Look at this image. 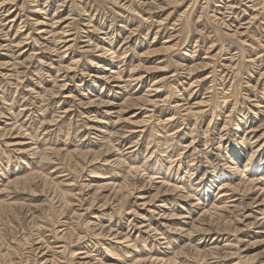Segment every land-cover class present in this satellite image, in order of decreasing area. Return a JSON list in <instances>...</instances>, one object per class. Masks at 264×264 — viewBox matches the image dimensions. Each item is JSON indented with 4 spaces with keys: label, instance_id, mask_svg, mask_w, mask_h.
<instances>
[{
    "label": "rangeland",
    "instance_id": "obj_1",
    "mask_svg": "<svg viewBox=\"0 0 264 264\" xmlns=\"http://www.w3.org/2000/svg\"><path fill=\"white\" fill-rule=\"evenodd\" d=\"M126 1L0 0V264H264V202L249 204L264 191V0ZM259 146L256 189L222 196ZM142 184L169 191L148 206L128 194ZM220 198L237 207L210 222Z\"/></svg>",
    "mask_w": 264,
    "mask_h": 264
},
{
    "label": "bare ground",
    "instance_id": "obj_2",
    "mask_svg": "<svg viewBox=\"0 0 264 264\" xmlns=\"http://www.w3.org/2000/svg\"><path fill=\"white\" fill-rule=\"evenodd\" d=\"M252 1V0H251ZM12 2H14V1H12ZM126 3H127V5L125 6V7H127L128 9H130V10H132V12L134 11V12H140V11H138L137 10V8L135 7V5H134V2L132 1V0H127L126 1ZM170 3H172V2H170ZM181 3V2H180ZM253 4V3H252ZM141 6V5H140ZM228 7V6H227ZM234 7H235V5H234ZM255 7V6H254ZM126 8V9H127ZM222 8V7H221ZM228 8H230V7H228ZM128 9H127V11H128ZM139 9V8H138ZM142 9V8H141ZM227 9V8H226ZM231 9H233V8H231ZM223 10V9H222ZM229 10V9H228ZM183 12V11H182ZM220 12H221V10H220ZM225 12V11H224ZM230 12V11H229ZM141 13H142V11H141ZM139 15H140V13H139ZM141 15H143V14H141ZM224 16V15H223ZM225 16H226V14H225ZM231 16V15H230ZM143 17V16H142ZM254 17V16H253ZM223 18H225V17H223ZM223 18H221L220 17V19H223ZM228 19V18H227ZM255 19V18H254ZM222 21V20H221ZM251 21V20H250ZM36 22V21H35ZM248 22V21H247ZM177 23H179V22H177ZM229 22L227 21V24H228ZM231 23V22H230ZM224 24V23H223ZM250 25V24H249ZM224 26V25H223ZM228 26V25H227ZM226 26V27H227ZM232 25H230V27H231ZM242 26V25H241ZM248 26V25H247ZM239 28V27H238ZM239 30V29H238ZM43 31H46L45 29H42L40 32H43ZM241 31V30H240ZM239 31V32H240ZM1 32V31H0ZM3 33V32H2ZM1 33V34H2ZM236 34H237V32H236ZM243 34V33H242ZM235 37V36H234ZM240 38V37H239ZM126 41V40H125ZM124 41V42H125ZM91 42V41H90ZM89 42V43H90ZM105 42H107L106 40H105ZM104 42V43H105ZM129 44V43H128ZM6 44H3V45H0L1 47L0 48H4L3 46H5ZM8 45V44H7ZM99 45V44H98ZM57 45L56 44H54V46L52 47L51 45H50V47L48 46V48L50 49V50H52V51H55V53H56V51L58 52L59 51V48H57L56 47ZM72 46V44L71 45H69V48ZM96 48H97V46H95ZM104 47V46H103ZM9 48H10V46H9ZM107 47H104V48H102V51H103V53H106V51L108 52V50L109 49H106ZM8 49V48H7ZM110 51V50H109ZM113 51V50H112ZM114 52V51H113ZM113 52H111V53H113ZM33 53V52H32ZM115 53V52H114ZM113 53V54H114ZM33 55V54H32ZM145 55V54H144ZM52 57H53V54L51 55ZM112 56V55H111ZM213 56V55H212ZM233 56V55H232ZM28 58V57H27ZM25 59V58H24ZM111 59V58H110ZM226 59H229V58H227L226 57ZM23 60V59H22ZM235 60V59H234ZM60 61V60H59ZM109 61V60H108ZM112 61V60H111ZM110 62V61H109ZM75 63H76V61H75ZM75 63H73V65L75 64ZM112 63V62H111ZM230 63H232V62H230ZM52 64V63H51ZM59 64V63H58ZM61 64V63H60ZM59 64V65H60ZM113 64V63H112ZM199 64V63H198ZM206 64H208V63H206ZM72 65V64H71ZM200 65V64H199ZM198 65V66H199ZM225 65V64H224ZM228 65V64H227ZM69 66V65H68ZM182 66V65H181ZM207 66V65H206ZM231 66V65H230ZM233 66V65H232ZM58 67V66H57ZM72 67V66H71ZM105 68H103V70H109V68H107V66H104ZM111 67H114V66H111ZM191 67V66H190ZM52 68V67H51ZM63 68V67H62ZM68 68V69H67ZM12 69H14V68H12ZM56 69V68H55ZM66 69L69 71L70 70V67H66ZM112 69V68H111ZM110 69V70H111ZM115 69V68H114ZM65 70V69H64ZM56 71L57 72H59L60 71V68L58 69H56ZM116 71V69L114 70V72ZM121 71V70H120ZM67 72V71H66ZM111 72H113V71H111ZM111 72H109V73H111ZM56 74H58V73H56ZM113 74V73H112ZM143 74V73H142ZM111 75V74H110ZM109 75V76H110ZM55 76V75H54ZM107 76H106V74H105V76H103V78L105 79ZM118 77H120L119 76V72H118V70L116 71V75L114 74V75H111L110 77H109V80L110 81H112L113 82V80L114 81H120L121 82V80H120V78H118ZM55 78V77H54ZM122 78V77H121ZM139 78V77H138ZM56 79V78H55ZM59 79V78H58ZM107 78L105 79V82H104V84L102 85L103 87H104V85L106 84V83H108V82H106V81H109ZM137 80V79H136ZM193 80V79H192ZM197 81V80H196ZM195 81V82H196ZM202 81V80H201ZM156 82V81H155ZM62 84V83H61ZM60 85V84H59ZM119 84H115L114 86H117V87H121L122 88V86H118ZM61 87H66L67 86V84H66V82H65V84H62V85H60ZM108 86V85H107ZM125 86V85H124ZM191 86H193V85H191ZM113 87V86H112ZM151 88V87H150ZM160 88V87H159ZM159 88H157L158 90H159ZM119 89V88H118ZM224 89V88H223ZM113 91H114V89H112ZM161 90V89H160ZM107 91V90H106ZM157 91V90H156ZM115 92V91H114ZM121 92V91H120ZM119 92V93H120ZM151 92V91H150ZM105 93H107V92H105ZM154 93V92H153ZM226 93V92H225ZM224 94V93H223ZM119 95H122V94H119ZM151 95H152V93H151ZM150 96V95H149ZM198 96V95H197ZM86 97V96H85ZM120 97H122V96H120ZM155 97V96H154ZM114 98V97H113ZM148 98H150V97H148ZM97 99H101V98H97ZM117 99H119V98H117ZM122 99V98H121ZM157 99H160V98H157ZM206 99V98H205ZM82 100V99H81ZM116 100V99H115ZM123 100V99H122ZM136 100V99H135ZM141 100V99H140ZM117 101V100H116ZM159 101V100H158ZM207 101H208V99H207ZM206 101V102H207ZM183 102V101H182ZM95 103V99L94 100H92V99H90V100H88L87 102H83V104H85V105H93ZM113 103V102H112ZM166 103V102H165ZM209 103V102H208ZM102 105H103V107H106V106H108V108H109V105H113V104H111V101H102V103H101ZM156 105L157 104V102L155 101V100H153V99H145V103H143L142 105H140V107H149V106H151V105ZM203 104V103H202ZM202 104H200V105H202ZM205 104V103H204ZM121 105V104H120ZM181 105V104H180ZM122 106V105H121ZM85 107V106H84ZM154 107V106H153ZM86 108V107H85ZM189 108V107H188ZM193 108V107H192ZM201 108V107H200ZM115 109V108H114ZM194 109V108H193ZM193 109H191L190 111H192ZM105 110V109H104ZM151 110H152V108H151ZM186 110V109H185ZM106 111L108 112V109H106ZM150 111V110H149ZM188 111V110H187ZM194 111V110H193ZM197 111V109L194 111V112H196ZM189 112V111H188ZM111 113V112H110ZM116 113V112H115ZM118 113V112H117ZM193 113V112H192ZM197 113V112H196ZM220 113V112H219ZM191 114V113H190ZM189 115V114H188ZM120 119H121V117H119ZM95 119V118H94ZM93 119V120H94ZM123 119V118H122ZM98 120V119H97ZM123 120H130L129 118H126V119H123ZM95 121H96V119H95ZM120 121V120H119ZM118 121V122H119ZM101 122V121H100ZM145 122V121H144ZM6 123V122H5ZM95 127H97V128H99V130H101L102 129V131H103V127L104 126H102V125H99V124H96L95 123V125H94ZM114 129V131L112 132L111 130L110 131H108V129H104V130H106L108 133H109V135H112V136H114V135H117V131H115V128H113ZM112 129V130H113ZM128 129V128H127ZM140 129V128H139ZM226 129V128H225ZM117 130V129H116ZM129 130V129H128ZM133 130H134V128H133ZM102 131H100V132H102ZM129 132V131H128ZM131 132V131H130ZM136 132V131H135ZM108 133H106V134H108ZM123 134H124V132H122ZM121 133V137H124L123 136V134ZM194 133V132H193ZM6 134V133H5ZM207 134V133H206ZM227 135V134H226ZM223 136V135H222ZM222 136H220V137H222ZM114 138H116V137H114ZM118 138V137H117ZM195 139V138H194ZM193 139V140H194ZM250 139V138H249ZM252 139V138H251ZM112 140H113V138H112ZM259 140V139H258ZM102 141V140H101ZM192 142V141H191ZM243 142V141H242ZM249 142H251V140L249 141ZM140 143V142H139ZM193 143V142H192ZM209 143V142H208ZM245 143V142H244ZM111 145V144H110ZM192 145V144H191ZM114 145H111V147H113ZM188 146V145H187ZM111 147L110 148H108L107 150H103V151H101V153H100V155H106L107 156V154H111V153H113V151H115V150H112L111 149ZM244 147V146H243ZM262 147V146H261ZM117 148H118V146H117ZM246 148V147H245ZM260 148V146L259 147H255V149H254V147H253V150H252V152H251V154H249V157L247 158V161H246V163H243L244 164V169L241 167V165H238L237 164V162H232L233 164H234V167L233 168H231V170H232V172H233V174L235 173H237L238 174V172H240L239 171V168L241 167L242 169H243V172H242V174L241 173H239L240 174V176L242 175V177H241V180L238 182V183H235V184H233V185H231V183H227V184H224V186H223V188L221 187L220 189H222V191H221V194H222V196H224L225 197V195H227L226 194V191H228L227 189H226V187L229 185V186H231L232 188L230 189V190H233V191H240V193H242V191L244 192H246L247 194H250L252 191H254L255 189H256V185H258V183L260 182V178L258 177V178H255V177H251V176H248V174L246 173L247 171V169H248V167H249V165H250V163H251V161L253 160V157L255 156V154H256V152H259V149ZM240 149L241 148H239V152H240ZM249 149V148H248ZM31 150V149H30ZM245 150V149H244ZM247 150V149H246ZM28 151V150H27ZM117 151V150H116ZM115 151V152H116ZM25 152V151H24ZM33 152V151H32ZM60 152V151H59ZM80 152V151H79ZM78 152V153H79ZM89 152V151H88ZM249 152V151H248ZM85 153V152H84ZM99 153V152H98ZM97 153V154H98ZM117 153V152H116ZM115 153V154H116ZM153 153V152H152ZM69 154V153H68ZM120 154V153H119ZM260 154V153H259ZM87 155V154H86ZM99 155V154H98ZM113 155V154H112ZM222 155V154H221ZM238 155V154H237ZM242 155H243V153H242ZM77 156V155H76ZM82 156V155H81ZM97 156V155H96ZM240 156V155H239ZM108 157V156H107ZM114 157V156H113ZM117 157V156H116ZM122 157V156H121ZM121 157L119 158V157H117V160H115L114 162H113V164L114 165H116V164H121L123 161L122 160H124V159H122L121 160ZM86 158V157H85ZM100 159H101V156H100ZM232 161L234 160V158H232L231 159ZM241 160V159H240ZM109 161H113L112 159L111 160H109ZM105 162V161H104ZM110 165L112 164V163H110V162H108ZM80 164V163H79ZM231 164V163H230ZM82 165V164H81ZM124 165V164H123ZM122 166V165H121ZM120 166V167H121ZM229 166V165H228ZM118 167V166H117ZM119 167V168H120ZM124 167V166H123ZM229 168V167H228ZM138 170V169H137ZM179 171V170H178ZM228 171H229V169H228ZM131 172V171H130ZM135 172V171H134ZM230 173V172H229ZM227 174V173H226ZM232 174V173H231ZM252 175V174H251ZM96 176V175H95ZM153 176V175H152ZM94 177V176H93ZM214 177V176H213ZM33 178V177H32ZM221 178H222V176H221ZM224 178V177H223ZM27 179V177H24V178H20V179H15V181L13 180V184H15V185H18V183H21L22 181H24V180H26ZM220 179V178H219ZM242 179H244L243 181H242ZM105 180V179H104ZM150 180H153V177H150L149 178V181ZM223 180V179H222ZM234 180V179H233ZM106 181V180H105ZM107 181H108V179H107ZM263 181V180H262ZM72 182V181H71ZM74 182V181H73ZM72 182V183H73ZM110 182V181H109ZM112 182V181H111ZM113 182H115V181H113ZM136 182V181H135ZM151 182V181H150ZM232 182V181H231ZM61 183V182H60ZM70 183V182H69ZM92 183V182H91ZM103 183V182H102ZM107 183V182H106ZM106 183H104V184H99V186L97 185V188H98V190L99 189H101L102 191L104 190L105 191V189H109L110 187H112V189L114 188L116 191H117V193L118 194H120V192L123 190L124 191V188L125 187H127V184L125 183L124 184V182H122L123 184L122 185H118V186H116V185H113V184H106ZM143 183V182H142ZM62 184V183H61ZM118 184H120V183H118ZM140 184V183H139ZM162 184V183H161ZM168 185H169V183H167ZM167 184H165V185H167ZM67 185V184H66ZM69 185H71V184H69ZM91 185V184H90ZM144 185L145 184H142L141 186H133V188L131 189V191H129L128 190V194H130V195H133V196H137V198L138 199H141L144 203H146V204H148V206L149 205H152V203L153 202H155V200H157L159 197H160V194L161 193H164V192H168L169 191V188H166V190H160V189H158V191H156L155 192V194H153L149 199H148V195H146V193L145 192H143L142 191V188L144 187ZM129 186V185H128ZM149 186V185H148ZM90 187V186H89ZM93 187V186H92ZM169 187V186H168ZM171 187V186H170ZM175 187V189H178L179 188V186H178V188L176 187V186H174ZM261 187V186H260ZM12 188V187H11ZM91 188V187H90ZM149 188V187H148ZM171 189V188H170ZM175 189H173L174 191H175ZM180 189V188H179ZM263 189V188H262ZM181 190V189H180ZM107 191V190H106ZM179 191V190H178ZM204 191H206V189L204 190ZM229 192V191H228ZM230 193V192H229ZM237 193V192H236ZM128 194L127 195H122V197L119 199V201L121 200V199H124V197H126V196H128ZM243 194V193H242ZM260 194H261V196L259 197V198H255V199H253L251 202H249V204L251 205V204H254L255 205V207H257L258 205H262L263 204V202H264V191L262 190L261 192H260ZM191 196V195H190ZM232 196V195H231ZM218 197V196H217ZM135 198V197H134ZM226 198H230V197H226ZM235 198V197H234ZM189 199V198H188ZM198 200H201V198H197ZM248 199H250V198H248ZM162 200H163V197H162ZM214 200V199H213ZM242 200V199H241ZM118 201V202H119ZM165 201V200H164ZM188 201V200H187ZM191 201V200H190ZM215 201V200H214ZM234 200H230L229 199V201H227V199L225 200V199H222V198H220V203H222V205L221 206H211V207H209V208H207V209H203V216H205V215H207V214H209L210 216V218H211V220H210V222L212 221V217H214V215L216 216L217 215V213H214V211H216V210H223V211H226V214H225V217L227 216L228 218H229V215H228V212H232V210L233 209H235L236 207H237V205H234V202H233ZM122 202V201H121ZM199 202V201H198ZM201 202V201H200ZM228 202V203H227ZM240 202V201H239ZM203 203H204V201H203ZM214 204H215V202H213ZM248 203V202H247ZM132 204H133V202H132ZM140 204H142V203H140ZM211 204V203H210ZM219 204V203H218ZM240 204V203H239ZM6 205V204H5ZM103 205V204H102ZM143 205V204H142ZM165 205V204H164ZM191 205V204H190ZM253 205V206H254ZM84 206V205H83ZM104 206V205H103ZM148 206H147V208H148ZM157 206H161V207H164L162 204H158ZM241 207H242V204L240 205ZM90 207V206H89ZM105 207V206H104ZM132 207V206H131ZM160 207V208H161ZM198 207V206H197ZM208 207V206H207ZM85 208H87V207H85ZM150 208V207H149ZM185 208V207H184ZM200 208H202V207H200ZM227 208H232V209H230V210H226ZM134 209V208H133ZM151 209V208H150ZM239 209V208H238ZM190 210V209H189ZM191 211V210H190ZM85 211H83V213H84ZM130 212V211H129ZM139 212V211H138ZM193 212V211H192ZM221 212V211H220ZM259 212H262V211H259ZM143 213V212H142ZM141 213V214H142ZM256 213V212H255ZM80 214V213H79ZM139 215V214H138ZM142 215H144V214H142ZM180 215V214H179ZM199 215H200V213H199ZM237 215V214H236ZM247 215V214H246ZM146 216V215H145ZM220 216V215H219ZM245 216V215H244ZM259 216V215H258ZM82 217V216H81ZM139 217V216H138ZM200 217V216H199ZM235 217V216H234ZM145 218V217H144ZM178 218H180V217H178ZM181 218H183V217H181ZM186 218V217H185ZM189 218V217H188ZM218 218V217H217ZM230 218H232V219H234L233 218V216H231L230 215ZM254 218V217H253ZM262 218H263V216H262ZM90 219V218H89ZM214 219H216V217L214 218ZM236 219V218H235ZM260 217L259 218H257V220L255 219V221H259L257 224L258 225H262V224H264V222H261L260 223ZM264 219V218H263ZM140 220V219H139ZM184 220V219H183ZM216 220H218V219H216ZM88 221H90V220H88ZM219 221V220H218ZM239 221V220H238ZM92 222H93V220H92ZM140 222V221H139ZM145 222V221H144ZM232 220H229V219H226V221H225V224H232ZM95 223V222H94ZM167 223V222H166ZM182 223V222H181ZM185 225H187L188 224V222H183ZM254 223L255 222H250V225H254ZM146 224V223H145ZM207 224V223H206ZM142 225V224H141ZM148 227H149V225L148 224H146ZM164 225V224H163ZM257 225V226H258ZM95 227H97L96 225H94ZM106 227V226H105ZM138 227H139V225H138ZM183 227V226H182ZM230 227V226H229ZM236 227V226H235ZM263 227V226H262ZM144 228V227H143ZM234 228V227H233ZM242 228V227H241ZM261 228V227H260ZM264 228V227H263ZM64 229V228H63ZM96 229H98V230H100V232H99V234H105V235H109V237L110 236H112L113 234H114V236H119V233L118 232H115V230H112V229H105L103 226L101 227V226H99V227H97ZM146 229H147V227H146ZM145 229V230H146ZM184 229V228H183ZM183 229H182V231H183ZM188 229V228H187ZM219 229V228H218ZM107 230V232H105ZM147 230H149V228L147 229ZM146 230V231H147ZM180 230H181V228H180ZM174 231V230H173ZM190 231V230H189ZM227 231V230H226ZM235 231H240V228H234L233 230H232V235H235ZM105 232V233H104ZM184 232V231H183ZM219 232V231H218ZM61 233V232H60ZM66 233V232H65ZM185 233V232H184ZM227 233V232H226ZM231 233V232H230ZM225 234V233H224ZM228 234V233H227ZM62 235H64V236H66L65 234H62ZM215 235V234H214ZM61 236V235H60ZM59 236V237H60ZM113 236V237H114ZM188 236V235H187ZM227 236V235H226ZM237 236V235H236ZM62 237V236H61ZM125 237V236H124ZM225 237V236H224ZM229 238H230V236H228ZM124 238H122V240H123ZM224 239V238H223ZM232 239V238H231ZM233 239H235V238H233ZM116 240H117V238H116ZM203 240V239H202ZM217 240V237H212V241H216ZM222 240V239H221ZM225 240V239H224ZM128 241V240H127ZM218 241V240H217ZM117 242V241H116ZM119 243H120V241H118ZM226 242H227V240H226ZM38 243V242H37ZM115 243V242H114ZM124 243V242H123ZM230 243V242H229ZM116 244V243H115ZM71 245V244H70ZM206 245V244H205ZM226 245H228V243L226 244ZM232 245H234V244H232ZM213 246V245H212ZM221 246V245H220ZM165 247V246H164ZM214 249H218V248H216V245L214 246ZM230 249V248H229ZM62 250V249H61ZM83 250V249H82ZM211 250V249H210ZM58 251H60V250H58ZM214 251V250H213ZM225 251V250H224ZM227 251V250H226ZM71 252V251H70ZM77 252V251H76ZM82 252V251H81ZM169 252V251H168ZM215 252H217V251H215ZM233 252V251H232ZM212 253V252H211ZM76 254H78V253H76ZM88 254V253H87ZM183 254V253H182ZM234 254V253H233ZM75 255V254H74ZM213 255V254H212ZM216 256V255H215ZM228 256V255H227ZM89 257V255H81V260H85L83 263H89V261H88V258ZM91 259V258H90ZM97 260V259H96ZM80 261V260H79ZM157 263V262H156ZM175 263V262H174ZM89 264H100V263H98V262H94L93 261V263L91 262V263H89Z\"/></svg>",
    "mask_w": 264,
    "mask_h": 264
}]
</instances>
